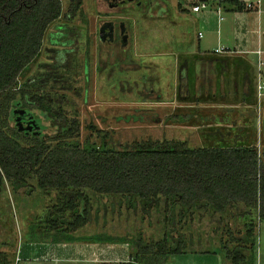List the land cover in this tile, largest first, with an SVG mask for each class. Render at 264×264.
I'll return each instance as SVG.
<instances>
[{
    "label": "rangeland",
    "instance_id": "374dc122",
    "mask_svg": "<svg viewBox=\"0 0 264 264\" xmlns=\"http://www.w3.org/2000/svg\"><path fill=\"white\" fill-rule=\"evenodd\" d=\"M61 1V16L48 26L39 54L21 73L18 83L46 70L44 64L53 61L52 48L71 51L70 66L60 71L64 74L63 85L69 77L72 87L49 81L43 90L63 95L61 104L67 118H78L80 131L72 139L83 143L89 138L97 144L106 141L114 146L145 139H180L191 147L254 145L264 159V95L259 96L256 90L259 69L244 81L245 87L232 70L219 73L215 69L226 62L194 57L200 50L212 52L219 43L232 49L227 53H237L233 47L257 27L256 21H261L264 49V0L258 8L245 9L249 11L244 12L247 22L234 21L236 14L229 9L236 5L227 3L220 31L216 23L200 22L191 11L190 0H162L164 8L159 14L157 10L147 13L132 7L118 12L101 0H81L80 7L72 11L77 0ZM113 18L128 25L126 45L109 43L98 36L100 23ZM61 26H66L62 38L66 42H54ZM199 31L203 32L202 38ZM252 57L257 67L258 56ZM261 72L264 76V67ZM215 76L218 85L222 81L225 85L215 89ZM35 114L42 119L43 132L55 136V122L49 114L39 109ZM51 143L55 144V140ZM87 194L92 201V219L76 234L136 236L141 232L148 240L163 238L167 215L164 202L147 212L140 204L128 208L127 198L120 194L92 190ZM56 200L57 191L40 188L35 178L19 188L7 180L0 187V251L8 253L11 264H120L134 255L131 242L86 239L68 244L84 246V252L69 249L54 257L41 249L38 258L29 253L34 258L26 259L25 250L32 245L28 240L30 223L42 217ZM244 209L242 203L224 212L195 207L184 217L183 232L190 241L187 249L171 255L165 264H219V259L220 264H230L221 243L228 239V228L244 231ZM253 219L256 264H264V220L259 221L256 214ZM39 245L43 248V244ZM21 247L22 260L18 257Z\"/></svg>",
    "mask_w": 264,
    "mask_h": 264
},
{
    "label": "trees",
    "instance_id": "16d2710c",
    "mask_svg": "<svg viewBox=\"0 0 264 264\" xmlns=\"http://www.w3.org/2000/svg\"><path fill=\"white\" fill-rule=\"evenodd\" d=\"M80 5L81 0H77L71 10ZM234 9L245 10L242 4ZM61 13V0H0V187L7 180L19 188L35 178L40 188L57 191L56 202L30 223L28 240L128 241L135 253L120 264H165L171 255L187 249L190 241L183 232L184 217L195 207L224 212L242 203L244 231L228 228V239L222 241L221 249L230 264H256L253 216L264 220V159L256 146L191 147L180 139L134 140L114 146L89 138L83 143L72 139L80 131L78 118H67L61 104L63 95L43 90L49 81L72 87L69 77L63 85L60 71L71 64V51L66 48H52L53 61L44 64L46 70L18 83L21 73L39 54L48 26ZM60 28L54 42H66L62 40L66 26ZM17 107L31 110L42 129L45 126L35 110L47 112L55 122V136L19 131L14 123ZM87 190L120 194L127 198L128 208L140 204L147 212L164 202L163 238L148 240L141 232L136 236L76 234L92 219ZM0 264H11L6 251H0Z\"/></svg>",
    "mask_w": 264,
    "mask_h": 264
},
{
    "label": "crops",
    "instance_id": "0c3cea01",
    "mask_svg": "<svg viewBox=\"0 0 264 264\" xmlns=\"http://www.w3.org/2000/svg\"><path fill=\"white\" fill-rule=\"evenodd\" d=\"M229 11H233L234 14V18L233 20H237V19H241L243 20V22H247L249 20H247V15L244 12H249V11H239V10H235V9H229ZM239 12V13H238ZM256 13H258L256 11ZM196 17L200 20V22L206 24V25H210L211 23H216L217 24V30L220 31V25L221 22H218V16L217 14L213 11H203L200 13H195ZM253 21L256 19L253 18ZM257 22V27L256 28H251L248 33L246 34V37H244V40H242V42L238 43L236 46H234V49H238L237 53H221V54H212V52H204V51H198L197 53L194 54L195 58H199V59H205L208 58V61H215L216 63H223L226 62V65H221L220 67H218V65H216L215 69L220 73V71L223 72V70L225 71H230L232 70V72H235L238 75V83L239 80L243 81V83L241 84L242 86L244 85V81L247 82V80L249 81V79H251L254 76V73L257 72L258 68V61H256L257 63V67H255V63H254V58L252 57V55L256 54L254 52L255 49H257L259 46L263 47L262 44V32H261V21H256ZM202 32V31H199ZM198 32V35H199ZM199 38H202L199 36ZM220 42V41H219ZM220 45V43H219ZM218 45V46H219ZM216 47V46H215ZM236 54V55H234ZM257 55V54H256ZM202 59V60H203ZM258 60V58H257ZM222 69V70H221ZM215 72V71H213ZM215 74V73H214ZM216 76L213 77V87H215V89L220 85V86H224L225 83L224 81H222V83H219V85L217 84L216 81ZM246 87V84L244 85ZM247 99V97H245V100ZM244 100V98L242 99ZM213 101V100H211ZM248 102V99H247ZM240 104V102H239ZM81 235V234H78ZM80 240H75V242L70 241V242H58V243H54L51 242L49 240L47 241H42V242H31L32 245H29L27 250H25L24 253V257L26 259L30 258L33 259V257H31V255H28L29 253L31 254H35L36 258H38V253L41 252V249H44L45 251H50L54 257H60V255H63V253H67V251H69V249H76L78 252L79 250L81 252L85 251V247H75L77 245H68V244H73L76 242H79ZM43 244V248H41V245L39 244ZM69 246V247H66ZM23 247H21V251L19 254V258L22 260L23 257ZM84 254V253H83ZM60 259V258H59ZM63 260V259H61ZM219 264L221 263V260L219 259ZM34 264H39V263H34ZM42 264V262H41ZM59 264V263H58ZM61 264H63V262H61Z\"/></svg>",
    "mask_w": 264,
    "mask_h": 264
},
{
    "label": "flooded vegetation",
    "instance_id": "af4514ba",
    "mask_svg": "<svg viewBox=\"0 0 264 264\" xmlns=\"http://www.w3.org/2000/svg\"><path fill=\"white\" fill-rule=\"evenodd\" d=\"M101 1L108 8L112 10L118 9L119 10L118 12H123L124 9H128L129 7H132L133 9L139 11L140 10L145 11L147 13H151L157 10L159 14V12L162 11L161 9L164 8V6H162L161 4L162 0H101ZM98 36L101 40L107 41L109 43L120 42V44L126 45L128 43L130 33H129L128 25L124 20L122 19L118 20L116 18H113V19H106L100 23ZM15 109H19V108L17 107ZM30 112L32 111L26 108V112L22 116V122L24 126H26L31 119L36 120L35 115L31 114ZM18 115L19 114L14 113V123H16L15 119ZM36 123L37 125L40 126V128L33 127V129L29 132L26 131H21V132L27 134H33L35 132H38L36 134H39L40 132L43 131V129L41 124H39L37 120Z\"/></svg>",
    "mask_w": 264,
    "mask_h": 264
},
{
    "label": "built area",
    "instance_id": "2783aa9c",
    "mask_svg": "<svg viewBox=\"0 0 264 264\" xmlns=\"http://www.w3.org/2000/svg\"><path fill=\"white\" fill-rule=\"evenodd\" d=\"M232 3L230 0H190L191 11L193 13H200L203 11L213 10L218 16V22L224 19L223 12L225 11V5ZM233 4H242L245 9H255L262 4V0H237ZM199 36H203V32H199ZM232 51L230 47L219 45L212 50L215 54L227 53ZM254 52L258 56V68H259V79L256 85L258 95H264V76H262V69L264 67V49L259 46Z\"/></svg>",
    "mask_w": 264,
    "mask_h": 264
},
{
    "label": "water",
    "instance_id": "95a60500",
    "mask_svg": "<svg viewBox=\"0 0 264 264\" xmlns=\"http://www.w3.org/2000/svg\"><path fill=\"white\" fill-rule=\"evenodd\" d=\"M26 112V109L24 108H21V109H15L14 110V113L16 114H19L16 119H15V122H16V126L18 128L19 131H26V132H29L33 129V127H36V128H40L39 125H37L36 123V120L35 119H31L28 124L26 126L23 125V122H22V116L23 114ZM35 133H38V132H35Z\"/></svg>",
    "mask_w": 264,
    "mask_h": 264
}]
</instances>
